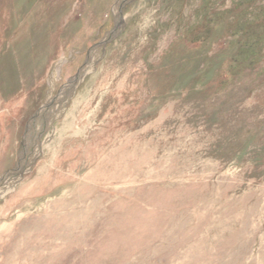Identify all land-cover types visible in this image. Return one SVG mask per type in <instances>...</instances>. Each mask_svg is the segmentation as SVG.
I'll list each match as a JSON object with an SVG mask.
<instances>
[{"label":"rangeland","instance_id":"1","mask_svg":"<svg viewBox=\"0 0 264 264\" xmlns=\"http://www.w3.org/2000/svg\"><path fill=\"white\" fill-rule=\"evenodd\" d=\"M0 264H264V0H0Z\"/></svg>","mask_w":264,"mask_h":264},{"label":"bare ground","instance_id":"2","mask_svg":"<svg viewBox=\"0 0 264 264\" xmlns=\"http://www.w3.org/2000/svg\"><path fill=\"white\" fill-rule=\"evenodd\" d=\"M55 71H56V69H55Z\"/></svg>","mask_w":264,"mask_h":264}]
</instances>
